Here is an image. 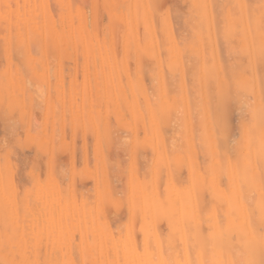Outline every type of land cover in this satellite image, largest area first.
Wrapping results in <instances>:
<instances>
[{"label":"rangeland","instance_id":"374dc122","mask_svg":"<svg viewBox=\"0 0 264 264\" xmlns=\"http://www.w3.org/2000/svg\"><path fill=\"white\" fill-rule=\"evenodd\" d=\"M213 1L0 0V264L264 262L246 249L264 250V159L248 139L255 122L264 135V88L222 92L236 67L264 77V0ZM207 41L227 74L204 93Z\"/></svg>","mask_w":264,"mask_h":264},{"label":"bare ground","instance_id":"6f19581e","mask_svg":"<svg viewBox=\"0 0 264 264\" xmlns=\"http://www.w3.org/2000/svg\"><path fill=\"white\" fill-rule=\"evenodd\" d=\"M134 1V0H133ZM203 1V0H202ZM213 1V0H212ZM222 1V0H221ZM241 1V0H240ZM243 1V0H242ZM146 2V1H145ZM214 3H212L213 4V6L215 5H217V4H215L216 2L215 1H213ZM136 3V2H135ZM199 3V2H198ZM248 3V2H247ZM146 4H147V2H146ZM207 4H209V3H207ZM207 4H206V6H207ZM224 4V3H223ZM187 5V4H186ZM218 5H220V4H218ZM217 5V6H218ZM249 5V4H248ZM248 5H247V8H250V6L248 7ZM132 6V5H131ZM133 7V6H132ZM148 7V6H147ZM146 7V8H147ZM209 7V6H208ZM212 7V6H211ZM210 8V7H209ZM133 9V8H132ZM213 9V8H212ZM216 9V8H215ZM215 9H213L212 10V12L213 13H217V10H218V13H220L219 11H220V9H217L216 11H215ZM225 9V8H224ZM154 10V9H153ZM176 10V9H175ZM222 10V9H221ZM248 10V9H247ZM170 11H172V10H170ZM208 11V10H207ZM210 11V10H209ZM229 12V11H228ZM250 12H252V10L250 11ZM133 13V15H134V12H132ZM148 13V12H147ZM180 13V12H179ZM215 13V14H216ZM172 14H174V13H172ZM191 14V13H190ZM215 14H213V16H215ZM222 14V13H221ZM225 14V13H224ZM233 14V13H232ZM180 15V14H179ZM179 15H178V17H179ZM172 16V15H171ZM181 16V15H180ZM185 15L183 14V16H181V17H184ZM187 16V15H186ZM216 16H218L217 14H216ZM228 16V15H227ZM251 16H252V14H251ZM254 16H257V15H254ZM173 17H175V15L173 16ZM172 17V18H173ZM177 17V15H176V18H178ZM210 17H211V13H210ZM226 17V16H225ZM258 17V16H257ZM256 17V18H257ZM134 19H135V16L133 17ZM180 18V17H179ZM223 17H221V19L219 18V16H218V19H220L219 21H220V23L221 22H223V20H225V19H222ZM174 19V18H173ZM210 19V18H209ZM213 19H214V22L216 21V19L213 17ZM155 20V19H154ZM174 21V20H173ZM189 21V20H188ZM207 21V20H206ZM218 21V20H217ZM234 21V20H233ZM155 22V21H154ZM174 22H176V21H174ZM179 22V21H178ZM182 22V21H181ZM190 22V24L192 23V21L190 20L189 21ZM210 22H212V20L210 21ZM227 22V24H228V22H229V20H227V21H225V23ZM252 22V21H251ZM169 23V22H168ZM200 23V22H199ZM219 23V27H221V24ZM230 23H232V22H230ZM250 23V22H249ZM263 20H262V23H261V26H263L264 27V25H263ZM134 24V23H133ZM150 24H152V22L150 23ZM201 24V23H200ZM252 24V23H251ZM255 24H257V23H255ZM216 25V24H215ZM259 25V24H258ZM136 26V25H135ZM152 26V25H151ZM164 26H166V25H164ZM183 26V25H182ZM193 26V25H192ZM191 26V27H192ZM195 26H197V25H195ZM202 26L203 27H205L204 29H206L207 30V35H208V32H209V30H208V27H209V25H208V22H204L203 24H202ZM201 26V27H202ZM217 26V25H216ZM216 26H215V28H216ZM226 26V25H225ZM249 26V25H248ZM261 26H260V29H263L264 30V28H261ZM170 27V26H169ZM168 27V28H169ZM187 27V26H186ZM203 27L201 28V31H202V29H203ZM211 27V26H210ZM219 27H217V28H219ZM223 27V26H222ZM227 27V26H226ZM235 27H237L238 28V25L237 26H235ZM234 27V28H235ZM251 28L253 27L252 25L250 26ZM136 28V27H135ZM176 28V27H175ZM228 28H231V29H228V30H232V27H229V25H228ZM258 27H256V29H257ZM165 30H166V27L164 28ZM177 29H178V27H177ZM198 29V28H197ZM203 29V30H204ZM249 29V28H248ZM253 29V28H252ZM252 29H250V31L252 30ZM135 30V29H134ZM154 30V29H153ZM169 30V29H168ZM187 30V29H186ZM217 30V29H216ZM215 30V31H216ZM221 30H222V28H221ZM226 30V29H225ZM127 31V30H126ZM170 31V30H169ZM200 31V30H199ZM249 31V32H250ZM257 31V30H256ZM256 31H255V34H256ZM260 32H261V30H259ZM128 32V31H127ZM171 32H173L172 30H171ZM176 32H177V30H176ZM226 32H228V31H226ZM234 32H237L235 29H234ZM248 32V33H249ZM252 32V31H251ZM259 32V33H260ZM153 34H154V32H152ZM159 32H157V34H158ZM203 31L201 32V34H200V36L201 37H205L206 39L205 40H203V39H201V37L199 36V38L201 39V40H203V41H205L204 43H206V40H209V37L207 36H202L203 35ZM205 33H206V31H205ZM211 33V32H210ZM213 33V32H212ZM221 33H222V31H221ZM263 33V32H262ZM180 34V33H179ZM216 34H218L219 35V32L218 31H216ZM230 34V33H229ZM232 34H233V32H232ZM235 34V33H234ZM252 35L254 34L253 32L251 33ZM254 34V35H255ZM217 35V41L219 40L220 41V39L222 38L221 36H218ZM222 36H223V34H221ZM137 36V35H136ZM165 36V35H164ZM167 36V35H166ZM177 36V35H176ZM211 36V35H210ZM226 36H228V35H226ZM250 35H248V37H249ZM152 37H153V35H152ZM154 37H155V34H154ZM159 37V36H158ZM160 37H162V36H160ZM220 37V38H219ZM258 37V36H257ZM260 37V36H259ZM263 38H264V36H262ZM137 38V37H136ZM163 38V37H162ZM183 38V37H182ZM219 38V39H218ZM255 38H256V35H255ZM263 38H260L261 40L263 39ZM160 39V38H159ZM258 39V38H257ZM162 39H160V41H161ZM177 40H178V38H177ZM182 40V39H181ZM138 41V40H137ZM155 41H156V37H155ZM173 41V40H172ZM202 41V42H203ZM219 41L217 42V44L218 45H221L220 43H219ZM225 41V39L223 40V38H222V40H221V43L223 42V44H224V46H225V43H228V42H224ZM263 41V40H262ZM262 41H261V43H262ZM153 42H154V40H153ZM178 42L179 43H182V41L180 42V40H178ZM199 42V41H198ZM208 42V41H207ZM247 42H248V40H247ZM256 42L257 41H249V45L250 44H252V46L253 47H249L250 49H251V53H248V55H249V58H248V64H254V65H257L256 63H259V62H257V61H260V60H263V59H261V57L263 56L262 55V53L260 54V51L262 52V50L260 49V48H262V46L260 47V46H258L259 44L257 43L256 44ZM137 43V42H136ZM209 43V42H208ZM214 43V42H213ZM264 43V42H263ZM138 44V43H137ZM166 44V43H165ZM173 44V43H172ZM185 44V43H184ZM200 44H201V42H200ZM203 44V43H202ZM174 45V44H173ZM215 45V44H214ZM247 45V44H246ZM197 46H199V45H197ZM264 46V45H263ZM125 47V46H124ZM208 48V50H207V53H206V55H204L203 54V47H202V45H201V59H200V63H201V66H200V68H199V73H198V67L195 69L194 67H193V69H195V70H197V73H198V75L200 76V80H199V82H200V84H199V86H200V88H201V91H204V93L206 92V91H208V89H209V87H208V78L210 77L211 78V76H215L216 78H217V76H220V75H224V74H227L226 73V71H224V68H226V65L224 66V59H225V55L226 54H224L223 52H219V53H221L223 56H221V54H220V57H221V59H219L218 58V56H217V54H216V51H214V47H213V45H210V43H209V45L207 46ZM219 47V46H218ZM220 48H222L223 49V47H222V45H221V47H219V51H222V49L220 50ZM264 48V47H263ZM187 49V48H186ZM216 49V48H215ZM225 51V50H224ZM264 51V50H263ZM158 53V52H157ZM173 53V52H172ZM164 54H167V53H164ZM126 55V54H125ZM124 55V56H125ZM186 55V54H185ZM195 55V54H194ZM158 56V55H157ZM159 57V56H158ZM186 57V56H185ZM195 58H196V56H194ZM224 57V59L222 60V58ZM264 57V56H263ZM139 58V57H138ZM174 58V57H173ZM192 58H193V56H192ZM195 58H193L194 60H196ZM227 58V57H226ZM189 59V58H188ZM244 59H245V57H244ZM146 60V59H145ZM174 60V59H173ZM181 60V59H180ZM184 60H185V58H184ZM193 60V61H194ZM218 60H219V62H218ZM196 62V61H195ZM217 62L219 63V64H217ZM262 62V61H261ZM180 63H181V61H180ZM197 63V62H196ZM244 63V62H243ZM185 64V63H184ZM186 64H187V62H186ZM228 64V63H227ZM247 64V63H246ZM144 65V64H143ZM259 65V64H258ZM190 66V65H189ZM197 65H195V67H196ZM228 66V65H227ZM235 66H238L237 64H235ZM248 67V66H247ZM138 68V67H137ZM178 68V67H177ZM229 68H230V66H229ZM228 68V69H229ZM253 69H254V67H252ZM187 69V68H186ZM192 68H190V70H191ZM192 69V70H193ZM248 69V68H247ZM127 70V69H126ZM189 70V71H190ZM191 70V71H192ZM255 70V69H254ZM161 71V70H160ZM167 71V70H166ZM178 71V70H177ZM188 71V70H187ZM191 71H190V75H192V74H195V73H193V71H192V73H191ZM228 71V70H227ZM245 71H246V68L243 66V67H236V68H234V69H231V72H232V74L234 75L233 77H234V81H233V85H230L229 83H225L223 86V91H222V88H220L219 87V85H218V87L221 89L220 91H222V92H224V91H226V90H228V89H231L232 87L231 86H233L235 89H241V88H244V87H248V88H251L252 89V91L254 90V91H256V93H257V91H259V89H262V88H264V84H263V82H264V77H261V78H263V79H261L260 78V76L258 77V75H257V73L254 71V73H253V76H251V77H249V76H245ZM249 71H250V69H249ZM140 72V71H139ZM169 72V71H168ZM182 72V71H181ZM195 72V71H194ZM228 72H230V70L228 71ZM258 72V71H257ZM155 73V72H154ZM186 73V75L187 74H189V73H187V72H185ZM250 73V72H249ZM129 74V73H128ZM139 74V73H138ZM160 74H162V71L160 72ZM167 74V73H166ZM174 74H179V73H174ZM171 75V74H170ZM196 75V74H195ZM230 75H231V73H230ZM139 76V75H138ZM163 75H161L160 77H162ZM166 76V75H165ZM168 76V75H167ZM197 76V75H196ZM195 76V77H196ZM187 77H189V76H187ZM186 77V78H187ZM222 77V76H221ZM220 77V79H222ZM228 76H226V78H227ZM243 77V78H242ZM129 78V77H128ZM140 78V77H139ZM153 78V77H152ZM168 78H169V76H168ZM182 78H183V76H182ZM215 78V79H216ZM225 78V79H226ZM166 79V78H165ZM170 79V78H169ZM172 79V78H171ZM228 79V78H227ZM210 80V79H209ZM217 80H219V78L217 79ZM260 80L261 81H263V82H260ZM129 81V80H128ZM211 81H213V80H210V82ZM222 81H223V79H222ZM130 82V81H129ZM215 82H216V80H215ZM225 82H227V81H225ZM162 83V82H161ZM155 84V83H154ZM169 84V83H168ZM184 84V83H183ZM221 84V83H220ZM131 85V84H130ZM153 85V84H152ZM162 85V84H161ZM173 85V84H172ZM188 85V84H187ZM216 85V84H215ZM154 86H156V85H154ZM153 86V87H154ZM170 87H171V85H169ZM168 86V87H169ZM214 86V85H213ZM131 87V86H130ZM148 87V86H147ZM210 87L212 88V86L210 85ZM214 87H216V86H214ZM157 88V87H156ZM155 88V89H156ZM173 88V87H172ZM176 88V87H175ZM210 88V89H211ZM170 89V88H169ZM178 89V88H177ZM213 89V88H212ZM211 89V90H212ZM148 90H149V88H148ZM174 90H176V89H174ZM179 90V89H178ZM236 90V91H237ZM149 91H151V90H149ZM172 91V90H171ZM197 91V90H196ZM195 91V92H196ZM214 91V90H213ZM216 91V90H215ZM219 91V92H220ZM235 91V92H236ZM169 92V91H168ZM172 92H174V91H172ZM171 92V93H172ZM180 92V91H179ZM189 92V91H188ZM209 92H211V91H209ZM232 92H234V90L232 91ZM234 92V93H235ZM238 92V91H237ZM149 93H152V92H149ZM170 93V94H171ZM176 93H177V91H176ZM215 93V92H214ZM217 93V92H216ZM239 93H240V91H239ZM157 94V93H156ZM163 94H164V92H163ZM194 94H197V93H194ZM232 94V93H231ZM246 94V93H245ZM168 95V94H167ZM174 95H176V94H174ZM209 95V94H208ZM219 95V94H218ZM230 95V94H229ZM150 96V95H149ZM151 96H152V94H151ZM171 96V95H170ZM176 96H178V95H176ZM192 95L190 94V96H189V98L191 97ZM210 96H211V94H210ZM235 96V95H234ZM256 96H257V94H256ZM154 97V96H153ZM169 97V96H168ZM186 97V96H185ZM218 97V96H217ZM231 96H229V98H230ZM170 98V97H169ZM192 98V100H193V97H191ZM190 98V99H191ZM214 98L216 99V96L214 95ZM232 98V97H231ZM236 98V97H235ZM235 98H234V100H235ZM257 98H258V96H257ZM130 99V98H129ZM181 99V98H180ZM195 99V98H194ZM197 99V98H196ZM213 99V98H212ZM212 99L210 100V101H212ZM218 99V98H217ZM216 99V100H217ZM221 98H219V100H220ZM239 99V98H238ZM167 100V99H166ZM201 100V99H200ZM204 100H206L205 98H204ZM216 100H215V102H216ZM143 101V100H142ZM152 101V100H151ZM159 101V100H158ZM197 101H199V100H197ZM207 101V100H206ZM221 101V100H220ZM219 101V102H220ZM237 101V100H236ZM240 102H241V99L239 100ZM238 101V102H239ZM154 102V101H153ZM162 102V101H161ZM179 102V101H178ZM187 102V101H186ZM191 102V101H190ZM218 102V103H219ZM231 102V101H230ZM122 103V102H121ZM197 103H199V102H197ZM217 103V104H218ZM221 103V102H220ZM200 104H201V101H200ZM200 104H198L199 105V108H200V106L202 107V105H200ZM213 104H215V103H213ZM212 104V105H213ZM229 104H231V103H229ZM228 104V105H229ZM234 104V103H233ZM236 104V103H235ZM255 104V103H254ZM153 105V104H152ZM181 105V104H180ZM185 105H187V103L185 104ZM191 105H193V103L191 104ZM190 105V106H191ZM210 105H211V103H210ZM210 106V108H211V113H213V110H212V108H213V106ZM221 105H222V103H221ZM227 105V106H228ZM138 106V105H137ZM143 106V105H142ZM142 106H141V108H142ZM156 106H157V104H156ZM166 106V104H164V107ZM176 106V105H175ZM175 106H173V107H175ZM196 106V105H195ZM194 106V107H195ZM217 106V105H216ZM220 106V105H219ZM231 106V105H230ZM144 107V106H143ZM172 107V108H173ZM177 107H179V106H177ZM187 107H188V105H187ZM186 107V108H187ZM192 107V106H191ZM215 107V106H214ZM255 107V106H254ZM158 108V107H157ZM176 108V107H175ZM197 108V107H196ZM221 108V107H220ZM219 108V109H220ZM150 109V108H149ZM206 109H207V106H206ZM214 109V108H213ZM228 109V108H227ZM226 109V110H227ZM199 110V109H198ZM208 110V109H207ZM215 110V109H214ZM221 110V109H220ZM250 110V109H249ZM168 111H171V110H167V111H165V112H168ZM180 111V110H179ZM178 111V112H179ZM181 111H183V110H181ZM202 111V110H201ZM229 111V110H228ZM144 112H145V110H144ZM159 112V111H158ZM164 112V113H165ZM198 112V111H197ZM196 112V113H197ZM216 112V111H215ZM253 112V111H252ZM149 113H150V111H149ZM187 113H188V110H187ZM202 113V112H201ZM200 113V114H201ZM156 114V113H155ZM158 114V113H157ZM171 115H173L172 114V112L170 113ZM195 114V113H194ZM199 113H197L196 115H198ZM146 115V114H145ZM175 115V114H174ZM196 115L194 116V119H195V117H196ZM203 115V114H202ZM202 115H200L199 116V118H197V120L196 121H198V119L200 120V117H203ZM209 114H208V111H207V116H208ZM212 115V119H213V114H211ZM225 115H227V112H226V114ZM254 115V114H253ZM151 116V115H150ZM161 116H163V115H161ZM165 116H167V115H165ZM165 116H163V117H165ZM177 116V115H176ZM210 116V115H209ZM222 116V114H221V112L218 110L217 111V115H216V118L218 119L219 117H221ZM249 116H251V114L249 115ZM255 116V115H254ZM169 117L167 116V119H168ZM170 118H172V117H170ZM209 118V117H208ZM163 120L164 119H166V117L165 118H162ZM162 119H161V121H162ZM220 119V118H219ZM254 119H256V117H254ZM169 120V119H168ZM167 120V121H168ZM193 120V119H192ZM246 120H247V118H246ZM257 120V119H256ZM256 120H254V121H256ZM164 121H166V120H164ZM203 121H204V119H203ZM202 121V123L204 124V122ZM211 121H213V120H211ZM192 122V121H191ZM193 122H194V120H193ZM209 122V121H208ZM161 123V122H160ZM199 123V122H198ZM194 124V123H193ZM215 124V123H214ZM252 124V123H251ZM161 125V124H160ZM195 125L198 127V125H197V122L195 123ZM205 125V124H204ZM210 125V124H209ZM252 125H256V122L255 123H253ZM251 125V126H252ZM192 126V125H191ZM254 126H253V128H251L250 129V131H251V134H253L252 135V137H248V139H249V141L253 144V149H254V151L255 152H261L260 153V155L263 157V159H264V145L263 144H261V143H259L258 145H257V143L258 142H256V141H258V138H260V139H263L264 138V135H262V134H260V135H262V136H259V137H256L255 135V133H257L258 134V132L255 130V128H254ZM193 127H194V125H193ZM196 127V128H197ZM208 127H210V126H208ZM227 127V126H226ZM229 127V126H228ZM196 128H194V129H196ZM204 128V129H203ZM203 128H201L200 130H205V127H203ZM214 128H216L215 127V125H214ZM249 128V127H248ZM189 129V128H188ZM199 129V128H198ZM211 129V127L209 128V130ZM191 130V129H190ZM212 130V129H211ZM210 130V131H211ZM216 130H217V128H216ZM215 130V131H216ZM209 131V132H210ZM218 131V130H217ZM182 132V131H181ZM184 132V131H183ZM182 132V133H183ZM192 132V131H191ZM190 132V133H191ZM213 132V131H212ZM182 133H179L178 135H180L181 136V134ZM195 133V132H194ZM204 134H205V131L203 132ZM203 133H201L202 135H204ZM211 133V132H210ZM217 133V132H216ZM246 133V132H245ZM213 134V133H212ZM247 134H248V132H247ZM175 135V134H174ZM178 135H177V137H178ZM191 135V134H190ZM201 135V136H202ZM217 135V134H216ZM219 135V134H218ZM196 136V135H195ZM207 136V135H206ZM206 136H204V140H206ZM254 136V137H253ZM176 137V138H177ZM203 137V136H202ZM217 137V136H216ZM173 138H175V137H173ZM175 138V139H176ZM180 138V137H179ZM190 138H191V136H190ZM200 138V137H199ZM217 138H219V136L217 137ZM167 139V138H166ZM165 139V140H166ZM178 139V138H177ZM181 139V138H180ZM196 139H198V138H196ZM195 139V140H196ZM223 139V138H222ZM222 139H217V140H221L222 141ZM241 139V138H240ZM257 139V140H256ZM177 141V140H176ZM176 141H174V142H176ZM180 141V140H179ZM224 141V140H223ZM242 141V140H241ZM173 142V141H172ZM173 142V143H174ZM191 142V141H190ZM220 142V141H219ZM218 142V143H219ZM134 143V142H133ZM168 143H169V141H168ZM193 143V142H192ZM206 143V142H205ZM250 143V146L252 145ZM175 144V143H174ZM173 144V145H174ZM199 144V143H198ZM223 144L225 145V141L223 142ZM184 145V144H183ZM221 145L222 144H218V146L219 147H221ZM181 146V145H180ZM205 146V145H204ZM207 147H208V145H206ZM214 146V145H213ZM223 146V145H222ZM226 146V145H225ZM225 146H223V147H225ZM229 146V145H228ZM242 146V145H241ZM241 146H240V148H241ZM170 147H171V145H170ZM193 147V146H192ZM197 147V146H196ZM207 147H206V149H207ZM218 147V148H219ZM222 147V148H223ZM238 147V146H237ZM139 148V147H138ZM169 148V147H168ZM183 148V147H182ZM214 148V147H213ZM212 148V149H213ZM227 148V147H226ZM233 148V147H232ZM134 149V148H133ZM230 149V148H229ZM237 149H239V148H237ZM215 150V149H214ZM221 149L219 148V151H220ZM242 150V149H241ZM183 151V150H182ZM141 152V151H140ZM168 152H170L169 151V149H168ZM233 152V151H232ZM170 154V153H169ZM219 154H220V152H219ZM234 154V153H233ZM233 154H229V155H233ZM164 155V154H163ZM195 155V154H194ZM217 155V154H216ZM222 155V154H221ZM224 155V154H223ZM222 155V156H223ZM252 155H255V154H252ZM165 156V155H164ZM226 156V155H225ZM241 156V155H240ZM255 156H257V155H255ZM255 156H252V158H254ZM166 157V156H165ZM237 157H238V155H237ZM242 157V156H241ZM220 158H221V156H220ZM225 158V157H224ZM230 158H232V157H230ZM234 158H235V156H234ZM167 159V158H166ZM205 159V158H204ZM236 159V158H235ZM210 160V159H209ZM215 160V159H214ZM221 160V159H220ZM156 161V160H155ZM222 161V160H221ZM224 161V160H223ZM257 161V160H256ZM144 162V161H143ZM218 162V161H217ZM239 162V161H238ZM248 162H249V164H251V161H249L248 160ZM151 163V162H150ZM202 163V162H201ZM214 163H216V162H214ZM136 164V163H135ZM156 164V163H155ZM168 165V164H167ZM255 165V164H254ZM197 166V165H196ZM222 166V165H221ZM238 166V165H237ZM130 167V166H129ZM239 167V166H238ZM186 168V167H185ZM139 169V168H138ZM255 169V168H254ZM165 170V169H164ZM222 170H225V168L223 169L222 168ZM163 171V170H162ZM184 171H186V170H184ZM202 171V170H201ZM226 171V170H225ZM198 172V171H197ZM162 173V172H161ZM175 173V172H174ZM255 173V172H254ZM164 174V173H163ZM190 174V173H189ZM223 175H224V173H222ZM227 174V173H226ZM169 175V174H168ZM175 175H177V174H175ZM220 175V174H219ZM231 175V174H230ZM240 175V174H239ZM135 177V176H134ZM146 177H147V175H146ZM218 177V176H217ZM221 177V176H220ZM170 178V177H169ZM174 178V177H173ZM163 179H164V177H163ZM206 179V178H205ZM150 181V180H149ZM170 183H171V181H170ZM190 183H191V181H190ZM206 184V183H205ZM130 186V185H129ZM130 188V187H129ZM171 189V188H170ZM249 189V188H248ZM251 189V188H250ZM150 190V189H149ZM148 190V191H149ZM156 191V190H155ZM249 191V190H248ZM130 193V192H129ZM193 193V192H192ZM209 194H210V192H209ZM197 195V194H196ZM204 195V194H203ZM198 196V195H197ZM187 198V197H186ZM198 198V197H197ZM207 198V197H206ZM184 199V198H183ZM203 199H204V197H203ZM202 199V200H203ZM193 200H194V198H193ZM164 201V200H163ZM199 201H201V200H199ZM199 201H197L198 203H199ZM213 201H216L215 199H213ZM205 202H206V200L204 199V202H203V204H202V206L205 204ZM217 202V201H216ZM215 202V203H216ZM210 203V202H209ZM212 203V202H211ZM130 204H131V202H130ZM165 204V203H164ZM239 204H240V202H239ZM194 205H195V202H194ZM211 205V204H210ZM216 205V204H215ZM207 206V205H206ZM240 206H241V204H240ZM198 207H199V204H198ZM210 208H209V210H211V206H209ZM203 207H199V209H202ZM214 208V207H213ZM242 208V207H241ZM205 209V208H204ZM208 209V208H207ZM132 210V209H131ZM195 210H196V207H195ZM242 210V209H241ZM200 211V210H199ZM202 211V210H201ZM201 211H200V214H201ZM205 211V210H204ZM203 211V212H204ZM207 211V210H206ZM132 212V211H131ZM196 214H197V212H196ZM202 215V214H201ZM201 217V216H200ZM184 219V218H183ZM201 219V218H200ZM204 219V218H203ZM241 219V218H240ZM197 220H199V218L197 219ZM202 220V219H201ZM242 220V219H241ZM203 222H204V220H203ZM244 223V222H243ZM203 224V223H202ZM171 226V225H170ZM187 226V225H186ZM190 226V225H189ZM205 226V225H204ZM242 226H243V224H242ZM155 227V226H154ZM168 230V229H167ZM203 230V227H201V231ZM206 230V229H205ZM217 230H219V229H217ZM217 232V231H216ZM204 233H205V231H204ZM184 235V234H183ZM198 235V234H197ZM204 235H207V234H204ZM204 235H202V236H204ZM222 235H224L225 236V234L224 233H222ZM238 235H239V233H238ZM241 235V234H240ZM201 238V237H200ZM203 238V237H202ZM223 238V237H222ZM203 240V239H202ZM254 242V239H253V241H248V243L246 244V249L248 250L249 249V251H250V249H252L253 251H255V252H257V253H259V255L258 256H260V252L261 253H264V250H262V248H261V246H260V239L259 238H256V240H255V242H254V247L253 246H251L252 245V243ZM212 243V242H211ZM208 244H210V243H208ZM214 245H216V244H214ZM210 246V245H209ZM208 246V247H209ZM211 247V246H210ZM226 247V246H225ZM214 247H212V249H213ZM223 248V250H224V247H222ZM212 249H210V250H212ZM215 249V248H214ZM213 249V250H214ZM229 249V248H228ZM228 249H226L227 251H228ZM212 250V251H213ZM190 251V250H189ZM208 251H209V248H208ZM230 251L232 252V248H230ZM223 252V255L225 254V252L224 251H222ZM210 253V252H209ZM227 253V252H226ZM191 254V253H190ZM189 254V255H190ZM250 254H251V251H250ZM215 255L216 254H214V257H215ZM212 257H213V255H211ZM217 256V255H216ZM191 257V256H190ZM200 257V256H199ZM221 258V257H220ZM251 258V255L247 258V259H249V260H247L246 262H245V264H257L255 261H252V259H250ZM196 260V259H195ZM211 261V260H210ZM201 262V261H200ZM197 264V263H196ZM205 264H207V263H205ZM211 264H212V262H211ZM259 264H264V262L263 263H259Z\"/></svg>","mask_w":264,"mask_h":264}]
</instances>
